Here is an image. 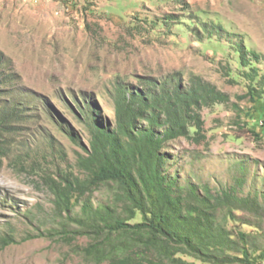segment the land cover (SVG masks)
<instances>
[{
  "label": "rangeland",
  "instance_id": "374dc122",
  "mask_svg": "<svg viewBox=\"0 0 264 264\" xmlns=\"http://www.w3.org/2000/svg\"><path fill=\"white\" fill-rule=\"evenodd\" d=\"M239 48L259 53L263 71L264 0H0L2 74L10 73L0 84V112L19 113L0 132V237L14 240L0 248V264H93L80 251L90 238L70 237L79 229L74 218L85 202H110L113 189L88 191L66 213L56 209L50 180L85 177L78 165L90 148L84 111L113 127L117 84L138 89L144 78L176 73L184 84L201 76L229 102L202 108V142L178 138L163 147L173 189L193 183L256 197L261 208L236 211L227 227L236 239L243 232L258 257L264 122L256 103L242 97L248 68L239 65Z\"/></svg>",
  "mask_w": 264,
  "mask_h": 264
},
{
  "label": "trees",
  "instance_id": "16d2710c",
  "mask_svg": "<svg viewBox=\"0 0 264 264\" xmlns=\"http://www.w3.org/2000/svg\"><path fill=\"white\" fill-rule=\"evenodd\" d=\"M235 51L239 65L248 68L242 74L248 82L242 97L256 103V118L264 122L260 54L247 48ZM3 56L0 51V84L10 75L2 74ZM140 84L138 89L115 86L113 127L93 110H82L90 133V148L78 157L85 177L50 180L56 209L66 213L88 191L102 185L113 189L110 202H85L81 215L74 218L79 229L70 237L90 238L80 248L81 254L93 264H196L185 257L201 264H256L264 260V251L258 257L250 255L243 232L238 233V240L227 227L229 220H235L236 211L261 208L256 197H241L231 188L212 192L208 186L193 183L174 190L165 171L162 149L166 143L178 138L202 142V108L228 103V95L199 75H192L185 84L179 73L161 81L144 78ZM18 114L16 109L1 111L0 132L10 128L11 119ZM12 242L10 235L1 236L0 248Z\"/></svg>",
  "mask_w": 264,
  "mask_h": 264
}]
</instances>
